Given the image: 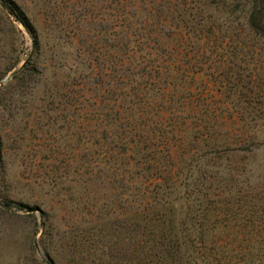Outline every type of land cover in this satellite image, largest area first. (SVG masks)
<instances>
[{
    "label": "rangeland",
    "instance_id": "374dc122",
    "mask_svg": "<svg viewBox=\"0 0 264 264\" xmlns=\"http://www.w3.org/2000/svg\"><path fill=\"white\" fill-rule=\"evenodd\" d=\"M14 1L0 264H264V0Z\"/></svg>",
    "mask_w": 264,
    "mask_h": 264
},
{
    "label": "trees",
    "instance_id": "16d2710c",
    "mask_svg": "<svg viewBox=\"0 0 264 264\" xmlns=\"http://www.w3.org/2000/svg\"><path fill=\"white\" fill-rule=\"evenodd\" d=\"M0 4L10 11L29 33L36 35V30L30 19L14 0H0Z\"/></svg>",
    "mask_w": 264,
    "mask_h": 264
},
{
    "label": "water",
    "instance_id": "95a60500",
    "mask_svg": "<svg viewBox=\"0 0 264 264\" xmlns=\"http://www.w3.org/2000/svg\"><path fill=\"white\" fill-rule=\"evenodd\" d=\"M26 210H27L28 212H34V211H39L40 208H38V207H27ZM35 245H36V247H37V243H36V242H35Z\"/></svg>",
    "mask_w": 264,
    "mask_h": 264
}]
</instances>
